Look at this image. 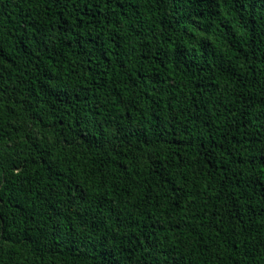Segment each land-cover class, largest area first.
I'll use <instances>...</instances> for the list:
<instances>
[{
    "label": "trees",
    "instance_id": "obj_1",
    "mask_svg": "<svg viewBox=\"0 0 264 264\" xmlns=\"http://www.w3.org/2000/svg\"><path fill=\"white\" fill-rule=\"evenodd\" d=\"M0 264H264V0H0Z\"/></svg>",
    "mask_w": 264,
    "mask_h": 264
}]
</instances>
